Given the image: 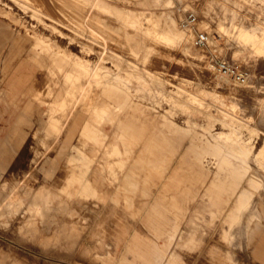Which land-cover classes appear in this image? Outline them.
<instances>
[{"label": "rangeland", "instance_id": "374dc122", "mask_svg": "<svg viewBox=\"0 0 264 264\" xmlns=\"http://www.w3.org/2000/svg\"><path fill=\"white\" fill-rule=\"evenodd\" d=\"M0 1V17L27 23L24 30L41 70L38 79L31 82L35 112L25 109L28 97H23L16 106L10 104L0 116V264H102L108 263L114 254L118 260L113 262H125L120 256L128 249L122 241L115 243V227L118 221L134 225V219L108 216L105 210H101L103 200L105 204L122 205L123 195L86 197L77 191L75 185L68 186L65 175L69 150L59 154L54 146L60 141L56 138L62 134L64 120L68 121L66 113L73 106L74 112L76 109L87 110L91 117L94 116L91 114L94 107L104 110L103 114L110 110L102 120L94 117L92 120L106 121L104 128L112 136L111 124L116 119L112 112L118 110L109 103H105L106 107L103 101L104 105L97 102L99 94L89 98L85 106H78L76 98L83 77L78 68L69 70L76 65L63 63L64 59H60L65 54L87 67L94 66L101 52L98 42H91L94 39L100 41L103 38L110 46L104 62L97 61V64L102 73L112 79L110 85L114 84L126 93V106L133 98L151 114L171 122L174 129L189 130L190 144L204 147L199 160L204 164L207 200L212 201L214 175L230 172L229 167L236 163L241 164L243 174L248 165V173H253L254 192H261L264 164L257 159H264V0H97L96 7L92 5L94 0H47L48 6L44 4L45 0H3V4ZM190 14L195 16L193 22ZM82 15L92 16L90 25L94 34H99L97 37L84 27L82 21L85 17ZM181 21H190L192 25L187 29V35L181 30ZM197 33L208 36L207 45L195 44ZM7 50L4 47L0 52V92L5 91L7 80L20 60H25L24 55L19 59ZM124 59L133 60L149 70H145L149 73H145V78H156L159 85H152L154 90L147 89L142 86L145 82L137 80L136 75L127 76L124 70L133 69ZM219 60L227 61L245 73L246 84L228 83L215 76L208 64L211 66L212 61L216 64ZM117 65L124 69L120 74H117ZM129 86L135 91L132 92L135 97L126 89ZM177 89L182 90L178 98L173 95ZM188 121H194L196 127L189 125ZM231 133L247 144V159L236 157L220 147L219 142ZM133 150L132 155L137 158V148ZM105 152L102 157L106 158L109 150ZM176 162L174 158L173 163ZM11 189H16V194L9 203L7 196ZM132 197L145 200L158 196L138 194ZM219 223L220 219H217L213 229H218ZM117 229H120L119 235L127 230L122 226ZM139 229L143 228L129 230L137 233ZM157 242L160 246L165 244L162 239ZM206 246L203 244L199 251H204ZM225 248L229 252H225V256L234 264H259L248 256L245 246Z\"/></svg>", "mask_w": 264, "mask_h": 264}, {"label": "crops", "instance_id": "0c3cea01", "mask_svg": "<svg viewBox=\"0 0 264 264\" xmlns=\"http://www.w3.org/2000/svg\"><path fill=\"white\" fill-rule=\"evenodd\" d=\"M25 24L0 17V52L5 47L19 59L25 56L9 76L5 91L0 92V116L23 97H28L25 109L35 112L30 89L41 70L31 53ZM108 84L99 99L118 110L119 115L115 113L116 119L111 124L113 137L106 133L107 122H95L89 112L76 110L54 145L59 154L69 150L65 175L68 186L75 185L86 197L122 194V205L105 204L103 200L101 210L108 216L134 219V225L129 226L124 220L115 227V243L122 241L128 249L120 256L125 262H113L118 260L114 254L108 263L102 264H234L225 256V252L229 253L225 246L230 245L237 249L245 246L248 256L264 264V190L255 194L253 173H248V165L244 174L239 163L229 167L230 172L215 174L212 201L207 200L206 174L199 160L204 147L190 144L189 130L174 129L171 122L151 114L130 97L126 106V93ZM44 113H40L38 121ZM135 147L137 158L132 155ZM106 149L109 152L104 160ZM138 194L158 197L145 200L132 197ZM217 219L219 228L213 229ZM119 226L127 229L121 235ZM131 228L143 229L131 233ZM159 239L165 240L163 246L158 245ZM203 244L207 245L205 250L199 251Z\"/></svg>", "mask_w": 264, "mask_h": 264}, {"label": "bare ground", "instance_id": "6f19581e", "mask_svg": "<svg viewBox=\"0 0 264 264\" xmlns=\"http://www.w3.org/2000/svg\"><path fill=\"white\" fill-rule=\"evenodd\" d=\"M49 1V0H48ZM62 1V0H61ZM87 1V0H86ZM100 1V0H99ZM1 2V1H0ZM10 2V1H9ZM38 2V1H37ZM43 2V1H42ZM46 2H47V0H45V3L44 4H46ZM94 4H92L93 6H95L96 7V4H98V1L97 0H94V1H92ZM12 3V2H11ZM102 3V2H101ZM2 4H3V0H2ZM44 4H43V6H44ZM99 4H100V2H99ZM103 4L104 3H102V7H103ZM5 5H6V3H5ZM1 6V5H0ZM4 6V5H3ZM46 6H48L47 4H46ZM45 6V7H46ZM105 6V5H104ZM45 7H44V10H45ZM53 7V6H52ZM6 8V7H5ZM13 8V7H12ZM21 8V7H20ZM39 8V7H38ZM43 8V7H42ZM85 8V7H84ZM83 8V9H84ZM106 8V7H105ZM46 9H49V8H47L46 7ZM77 9V8H76ZM75 9V10H76ZM32 10V9H31ZM55 10V9H54ZM74 11V10H73ZM86 11V10H85ZM84 11V12H85ZM27 12V11H26ZM49 12V11H48ZM60 12V11H59ZM82 12H83V10H82ZM81 12V13H82ZM36 13V12H35ZM47 13V12H46ZM76 13V12H75ZM80 13V12H79ZM90 13V12H89ZM37 14V13H36ZM41 14V13H40ZM54 14V13H53ZM88 14V13H87ZM86 14V15H87ZM134 14V13H133ZM34 15V14H33ZM32 15V16H33ZM38 15V14H37ZM58 15V14H57ZM84 15H85V13H84ZM84 15H82V16H84ZM90 15V14H89ZM127 15V14H126ZM35 17H36V15H34ZM33 16V17H34ZM55 16V15H54ZM53 16V17H54ZM65 16V15H64ZM81 16V17H82ZM128 16V15H127ZM137 16V15H136ZM148 16V15H147ZM52 17V16H51ZM79 17H80V15H79ZM85 18V20L84 21H82L83 22V25H84V27L86 28V29H89V31H91L90 33L92 34V35H94V36H98L99 34L98 33H100L101 31H96L97 32V34L98 35H96V34H94V32H93V28H92V26L90 25L91 24V22H90V17H92V16H88V17H86V16H84ZM132 17V16H131ZM145 17V16H144ZM39 18V17H38ZM141 18V17H140ZM41 19V18H40ZM46 19V18H45ZM93 19V18H92ZM137 19V18H136ZM139 19V18H138ZM145 19H147V18H145ZM151 20V19H150ZM44 21V20H43ZM50 21H52V20H50ZM92 21V20H91ZM142 21V20H141ZM47 22V21H46ZM80 22H81V20H80ZM50 23V22H49ZM56 23V22H55ZM93 23V22H92ZM52 24V23H51ZM50 24V25H51ZM57 24V23H56ZM58 25H60V23L58 24ZM152 25V24H151ZM94 26V25H93ZM148 26V25H147ZM95 27V26H94ZM54 28H56V27H54ZM67 28V27H66ZM98 28V27H97ZM181 30H185L184 32H185V35H187L186 33H188V31H187V29H191L192 28V25L190 24V21L189 22H187V21H181ZM68 29V28H67ZM71 29V28H70ZM98 29H100V28H98ZM149 30H150V28H149ZM153 30H154V28H153ZM165 30V29H164ZM163 30V31H164ZM166 30H167V28H166ZM165 30V31H166ZM21 31V30H20ZM59 32V31H58ZM64 32V31H63ZM62 32V34H64ZM78 32V31H77ZM77 32H75V33H77ZM168 32V31H167ZM57 33V32H56ZM55 33V34H56ZM71 33V32H70ZM73 33V32H72ZM102 33V32H101ZM100 33V34H101ZM170 33V32H169ZM173 33H175V32H173ZM54 34V33H53ZM61 34V35H62ZM58 35H60V32H59V34ZM68 35H70V34H68ZM173 35V34H172ZM63 36V35H62ZM79 36V35H78ZM82 36V35H81ZM80 36V37H81ZM171 36V35H170ZM172 37V36H171ZM188 37V36H187ZM59 38V37H58ZM100 38V37H99ZM85 39H86V37H85ZM89 39V38H88ZM87 39V40H88ZM70 40H72V39H70ZM96 40V41H95ZM66 41V40H65ZM73 41V40H72ZM86 41V40H85ZM89 41V40H88ZM87 41V42H88ZM95 41V43L96 42H98V44L100 45V50H101V52H100V54H99V56H98V59H97V61L98 62H101V61H103V59H105L104 58V56L105 55H107L110 51L109 50H111V49H109V47L110 46H108L109 44L107 43V41L106 40H104L103 38H100V41H97V39H94L93 41H91V42H94ZM185 42V41H184ZM264 42V41H263ZM77 43V42H76ZM79 43V42H78ZM207 43H208V41H207ZM207 43L205 44V45H207ZM82 44V43H81ZM151 44V43H150ZM195 44L196 45H198L197 43H196V39H195ZM47 46H49V45H47ZM91 46H93V45H91ZM83 47V46H82ZM87 47V46H86ZM85 47V48H86ZM89 48V47H88ZM147 48V47H146ZM89 49H91V48H89ZM99 49V48H98ZM94 50V49H93ZM97 51V50H96ZM78 52V51H77ZM88 52V51H87ZM94 52V51H93ZM52 53V52H51ZM113 53V52H112ZM117 54H118V52H117ZM115 55V54H114ZM200 55V54H199ZM216 55V54H215ZM49 56V55H48ZM47 56V57H48ZM62 57L60 58V57H58V58H60L61 60L62 59H64V62L63 63H67V64H69V65H76V66H72V67H74V68H71V69H69V70H75V68H78V72L81 74V76L83 77V83H82V86H81V88L79 89V91H78V93H77V98H76V102H78V106H85L86 105V103L88 102V99L90 98V99H92V97H94V96H96V95H98V94H100V92H101V90L103 89V87H105V85L106 84H108V83H112V82H109V81H111L112 79H110V77H108L107 75H105V74H103L102 73V71H101V69L99 68V64H97V61H96V63H95V65L94 66H92V67H87V66H85V65H83V64H81V63H78V62H76V61H73L68 55H61ZM88 56V55H87ZM203 56V55H202ZM118 57V56H117ZM90 58V57H89ZM79 59H80V57H79ZM94 59V58H93ZM57 60H59V59H57ZM89 60V59H88ZM123 60V59H122ZM124 61L127 63V65L131 68V69H133V70H131V71H127V70H124V73L125 74H127V76H129V75H136V79L137 80H139L141 83H143V82H145V84H146V82L148 83L149 81H150V83H148V84H143L142 86H145L147 89H151V90H154V87L153 86H155L157 83H159V80L158 79H156V78H153V77H151L150 79L151 80H149V79H146L145 77L146 76H144L145 75V70L146 71H149V70H147V69H145L144 67H142L141 65H139L138 66V63H136V62H134L133 60L132 61H130V60H126V59H124ZM55 62V61H54ZM57 62V61H56ZM95 62V61H94ZM104 62V61H103ZM58 63V62H57ZM56 63V64H57ZM61 63V62H60ZM91 63V62H90ZM101 64H102V62H101ZM104 64V63H103ZM208 64V63H207ZM206 64V65H207ZM217 64V63H216ZM215 64V62H213L212 61V64H211V66H210V64H208L209 65V67L208 68H210L209 70L210 71H213V73H214V75L215 76H217L218 78H220V80L222 79L223 81H225V82H232L233 84L235 83V84H238V85H245L246 84V82H247V78H246V75H245V73H243L244 74V76H245V82L244 83H240V82H237L235 79H233L231 76H229L228 74H224V73H222L221 71H219L218 70V68H217V65ZM120 65V64H119ZM104 66V65H103ZM114 66H115V64H114ZM118 66V65H117ZM116 66V67H117ZM124 66V65H123ZM120 66H118L117 67V74H120L119 72H121V71H123V70H121V68H119ZM63 68H65V67H63ZM212 69V70H211ZM66 70V69H65ZM121 70V71H120ZM67 71V70H66ZM112 71V70H111ZM115 71V70H114ZM205 71H208V70H205ZM70 72V71H69ZM209 72V71H208ZM239 72H241V71H239ZM111 73H113V72H111ZM152 73V72H151ZM242 73V72H241ZM247 73V72H246ZM146 74H149V73H146ZM111 75V74H110ZM58 77H59V75H57ZM61 76V75H60ZM123 76H124V74H123ZM126 76V75H125ZM151 76V75H150ZM148 77V76H147ZM59 79V78H58ZM128 79H131L130 77H128ZM61 81V80H60ZM82 81V80H81ZM151 81H152V83H151ZM138 82V81H137ZM163 82H164V80H163ZM59 83V82H58ZM63 83V82H62ZM151 84V85H150ZM251 84V83H250ZM66 87H67V85L66 84H64ZM134 85H135V83H134ZM153 85V86H152ZM157 85H159V84H157ZM162 85V84H161ZM238 85H235V86H238ZM60 86H62V88H63V85H60ZM77 86V85H76ZM249 86H251V85H249ZM249 86H247V87H249ZM66 87H64L65 89H66ZM77 87H79V85L77 86ZM76 87V90H78V88ZM159 87V86H158ZM174 87V86H173ZM239 87V86H238ZM246 87V88H247ZM176 88V87H175ZM72 89H74V88H72ZM130 93H131V95L132 96H136V94L134 93V94H132V92H135L134 90H132V88L130 89V86L128 87V88H126ZM134 89V88H133ZM250 89V88H249ZM254 90H256V89H254ZM65 91V90H64ZM248 90H246V92H247ZM62 92H63V90H62ZM72 92V91H71ZM154 92V91H153ZM184 92V91H183ZM249 92V91H248ZM254 92V91H253ZM256 92V91H255ZM179 93H182V90H180V89H177V91L176 92H173V95H175L176 96V98H178V96L180 95ZM185 93V92H184ZM259 93V92H258ZM182 95V94H181ZM208 95V94H207ZM156 96V95H155ZM251 96V95H250ZM253 96H254V94H253ZM192 97H194V96H192ZM155 98H157V97H155ZM95 99V98H94ZM133 99V98H132ZM194 99H196L195 97H194ZM202 99V98H201ZM97 100H100V99H97ZM92 101V100H91ZM98 102H101V105H104L106 102H104V104H102L103 102L102 101H98ZM184 102V101H183ZM254 102V101H253ZM94 103V102H93ZM155 104L157 103V102H154ZM191 103V102H190ZM96 104V106L98 105L97 104V102L95 103ZM208 104V103H207ZM40 105V104H39ZM89 105V104H88ZM91 105H92V103H91ZM100 105V106H101ZM260 105V104H259ZM41 106V105H40ZM76 106V105H75ZM94 106V105H93ZM104 106H106L107 107V105L105 104ZM91 107V106H90ZM96 107H94V110L92 111V113L91 114H93L94 116V119L96 120H102L103 119V115L104 114H109V111L110 110H108V113L106 112V113H104L103 114V112H104V110H101V109H95ZM253 108V107H252ZM262 108H264V107H262ZM107 109H109V108H107ZM218 109V108H217ZM76 110H78V109H76ZM85 110V109H84ZM106 110V109H105ZM168 110V109H167ZM223 110V109H222ZM251 110V109H250ZM255 110V109H254ZM87 111V110H86ZM89 111V110H88ZM113 111V109L111 110V112ZM176 111V110H175ZM91 112V111H90ZM222 112V111H221ZM56 113V112H55ZM61 113V112H60ZM73 113H74V106L68 111V113H66L67 115H66V117H65V119H70V117H71V115H73ZM114 113H117V111H113L112 112V114L113 115H115ZM202 113V112H201ZM256 113V112H255ZM118 114V113H117ZM219 114V113H218ZM225 114V113H224ZM61 115V114H60ZM119 115V114H118ZM117 115V116H118ZM204 115V114H203ZM260 115V114H259ZM264 115V114H263ZM90 116V115H89ZM116 116V115H115ZM93 117H91V119L93 118ZM106 117V116H105ZM105 117H104V119H105ZM112 117H110V118H108V119H111ZM261 118V117H260ZM260 118H259V120H260ZM93 119V120H94ZM107 119V118H106ZM105 119V120H106ZM262 119H264V117L262 118ZM65 122L67 121V120H64ZM63 121V122H64ZM70 121V120H69ZM65 122H64V124H62V129H64V127H65ZM91 122V121H90ZM106 122V121H105ZM109 122H110V120H109ZM264 122V121H263ZM240 123V122H239ZM238 123V124H239ZM68 124V123H67ZM188 124L189 125H191V126H195L196 127V123L194 122V121H188ZM242 124V123H241ZM264 124V123H263ZM204 126L206 125V124H203ZM202 126V125H201ZM243 126V125H242ZM199 127H200V125H199ZM203 127V126H202ZM201 127V129H203ZM102 128V127H101ZM100 128V129H101ZM205 128V127H204ZM41 129V128H40ZM205 129H207L208 130V128H205ZM206 130V131H207ZM208 131H210V130H208ZM250 131V130H249ZM114 132V131H113ZM112 132V133H113ZM252 133V132H251ZM114 134V133H113ZM237 134V133H236ZM62 135V134H61ZM61 135L59 136V138L61 139ZM113 137V136H112ZM111 137V138H112ZM58 137L56 138L57 140H60ZM109 139V138H108ZM110 140V139H109ZM108 140V141H109ZM107 141V142H108ZM111 142V141H110ZM114 143V142H113ZM219 144H220V147L222 146V147H224V148H226L227 150H228V152L229 153H233L236 157H239V158H242V159H247V157H248V155H249V151H248V147H247V144L245 143V142H243V140H241L237 135H235L234 133H231V134H228V136L222 141V142H219ZM106 145V144H105ZM108 145V144H107ZM254 149V148H253ZM252 150V149H251ZM106 153V152H105ZM260 153H262L263 154V151L262 150H260ZM106 155V154H105ZM104 155V156H105ZM97 156V155H96ZM108 157V156H107ZM94 158V157H93ZM104 158V160H105V157H103ZM254 159V158H253ZM103 161V160H102ZM257 161L259 162V163H261V164H264V159H260V160H258L257 159ZM215 162V161H214ZM32 168V167H31ZM31 171V170H30ZM259 171H261V170H259ZM261 174V173H260ZM30 182V181H29ZM264 182V181H263ZM263 189V188H262ZM261 190V189H260ZM27 191V190H26ZM262 191V190H261ZM25 192V191H24ZM22 193V192H21ZM27 193V192H26ZM36 193H37V191H36ZM14 194H16V189H14V190H12L11 189V191H10V193H9V196H7V197H9L7 200L9 201V203H11L15 198H14ZM261 194V193H260ZM264 194V193H263ZM16 197V196H15ZM31 198V197H30ZM32 199V198H31ZM2 202V201H1ZM3 202H5V201H3ZM9 203H7V204H9ZM34 203V202H33ZM38 203V202H37ZM2 204H4V203H2ZM5 204H6V202H5ZM249 204H250V202H249ZM257 204V203H256ZM68 205H69V203H68ZM255 205V204H254ZM3 206V205H2ZM250 206V205H249ZM249 206H247V208L249 209ZM61 207V206H60ZM256 207V206H255ZM0 208H1V206H0ZM246 207H245V211H246V209H247ZM254 208V207H253ZM247 209V210H248ZM252 209V208H251ZM256 209V208H255ZM255 209H254V211H255ZM5 211V210H4ZM254 211H253V213H254ZM2 212V211H1ZM243 212V211H242ZM3 213V212H2ZM7 213V212H6ZM260 215V214H259ZM242 217V216H241ZM246 217V216H245ZM243 218V217H242ZM255 219V218H254ZM259 219V218H258ZM248 223H249V221H248ZM250 223H252V222H250ZM250 226V225H249ZM248 226V227H249ZM240 228V227H239ZM244 228V227H243ZM236 230V229H235ZM234 231V230H233ZM236 232V231H235ZM242 232V231H241ZM190 236V238H191V236L192 235H189ZM188 236V237H189ZM189 253V252H188ZM187 253V254H188ZM175 254V253H174ZM191 254V253H190ZM189 254V255H190ZM248 255H249V253H248ZM203 262V261H202ZM205 262H207V261H205Z\"/></svg>", "mask_w": 264, "mask_h": 264}, {"label": "built area", "instance_id": "2783aa9c", "mask_svg": "<svg viewBox=\"0 0 264 264\" xmlns=\"http://www.w3.org/2000/svg\"><path fill=\"white\" fill-rule=\"evenodd\" d=\"M189 18L190 21L193 22L195 20V16L190 14ZM196 43L198 45H205L208 41V36L205 33H197L196 35ZM217 68L219 71H221L224 74H228L233 79H235L237 82L244 83L245 82V76L243 73L239 72L238 68L231 65L227 61L219 60L217 61Z\"/></svg>", "mask_w": 264, "mask_h": 264}]
</instances>
